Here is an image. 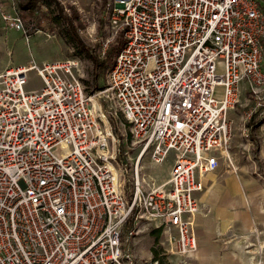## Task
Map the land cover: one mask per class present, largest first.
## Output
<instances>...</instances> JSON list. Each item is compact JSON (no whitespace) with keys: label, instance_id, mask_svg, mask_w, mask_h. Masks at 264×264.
<instances>
[{"label":"built area","instance_id":"2783aa9c","mask_svg":"<svg viewBox=\"0 0 264 264\" xmlns=\"http://www.w3.org/2000/svg\"><path fill=\"white\" fill-rule=\"evenodd\" d=\"M20 1L0 0V18L27 33ZM106 13L102 52L119 30L125 43L102 88L78 57L0 72V264H139L130 220V235L164 226L170 252L194 256L199 177L220 156L234 168L229 111L252 103L246 119L264 118V0H110ZM32 70L42 85L28 90ZM110 112L129 124L126 148ZM172 152L166 181L142 172L145 155ZM251 233L246 264H264Z\"/></svg>","mask_w":264,"mask_h":264},{"label":"rangeland","instance_id":"374dc122","mask_svg":"<svg viewBox=\"0 0 264 264\" xmlns=\"http://www.w3.org/2000/svg\"><path fill=\"white\" fill-rule=\"evenodd\" d=\"M9 1V0H6ZM52 6L42 8L46 12L44 16L42 12L37 13L36 18L31 22H26L27 33L9 27L0 18V72L10 66L30 64L36 62H53L78 57L83 62L82 77L87 82L85 85L91 90L95 84V71L93 62L90 58L71 41L66 31L65 25L53 22L52 17L58 15L57 3L64 6V13L70 15L71 7L77 9L83 26L79 31L83 42L94 51L95 54L102 52V43L110 35L112 27L107 18L106 9L102 10L103 0H52ZM9 4V3H8ZM108 5V4H107ZM53 11V12H52ZM42 18L41 23L39 19ZM116 39V38H115ZM115 39L113 41H115ZM112 41V42H113ZM111 42V43H112ZM107 73V72H106ZM106 79V74L105 78ZM103 81V80H102ZM100 80V83H102ZM42 85V81L36 71L32 70L28 73V84L26 88L36 89ZM222 87L218 88V94H222ZM109 124L113 127V133L118 136L121 141L122 148H126L130 143V138L126 140L129 134L128 123L121 113H106ZM236 119V130L233 141H241L253 143L250 146V152L258 155L260 144L264 141V132L257 128L248 130L245 134L239 133L240 118L238 113L233 115ZM258 150V152H257ZM123 151V150H122ZM136 150H133L135 156ZM59 153V152H57ZM217 153L216 151L214 152ZM173 152L167 160L162 164L151 162L150 155L147 154L142 159V172L151 177H156L158 182L166 180L173 164ZM260 168H264V163L257 161ZM135 224L132 221L133 229ZM138 235H130V230L124 228V248L133 249L139 264H145L151 260L160 257L159 264H197L195 254L192 257H184L180 254L170 252V244L168 241L169 231L164 226L156 228L154 225L143 226ZM158 260V259H157ZM158 260V261H159Z\"/></svg>","mask_w":264,"mask_h":264},{"label":"crops","instance_id":"0c3cea01","mask_svg":"<svg viewBox=\"0 0 264 264\" xmlns=\"http://www.w3.org/2000/svg\"><path fill=\"white\" fill-rule=\"evenodd\" d=\"M244 103L247 99L243 97ZM238 105L229 111L233 121V136L229 145L234 168L220 153L219 165L200 175L203 189L196 193L202 210L196 217V232L199 248L194 256L197 264H246L247 253L244 244L255 241L251 233L255 226L261 230L259 238L264 240V168L257 161L264 163V141L260 144L258 155L250 152L253 143L233 141L238 113L240 118L239 133L257 128L264 132V118L254 115L246 119L245 114L252 107ZM170 172L168 174L169 178ZM158 184L156 177L151 174Z\"/></svg>","mask_w":264,"mask_h":264},{"label":"trees","instance_id":"16d2710c","mask_svg":"<svg viewBox=\"0 0 264 264\" xmlns=\"http://www.w3.org/2000/svg\"><path fill=\"white\" fill-rule=\"evenodd\" d=\"M109 1L110 0H103L101 7L103 11L106 9ZM52 3V0H21L19 2V11L26 22H31L32 20H34V18H36L37 13L39 12H42V14L45 16L46 12L42 11V8L46 7L50 9ZM57 10L58 15L52 17L51 20L53 22L65 25L66 31L71 41L77 46L80 51L84 52L90 58V60L93 62L95 71V84L93 86V89L97 90L102 88L104 86V78L106 72L114 65L115 58L125 43L124 31L119 30L117 32L115 41L109 43L104 53L100 52L98 54H95L94 51H92V49H90L80 37L79 31L83 26V22L77 9L71 7V14L68 15L64 13V6L60 3H57ZM38 19L39 23H41L42 18ZM100 80H103L102 83H100ZM84 82L86 83L87 81L84 80ZM131 228L132 220H130L126 224L127 230H130ZM155 257H157L156 259L158 260L160 259V257H158L157 255H155ZM160 261L161 260H159V262Z\"/></svg>","mask_w":264,"mask_h":264}]
</instances>
